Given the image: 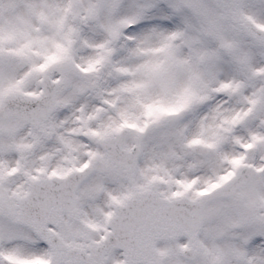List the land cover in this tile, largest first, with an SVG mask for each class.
<instances>
[{"label":"snow or ice","instance_id":"1","mask_svg":"<svg viewBox=\"0 0 264 264\" xmlns=\"http://www.w3.org/2000/svg\"><path fill=\"white\" fill-rule=\"evenodd\" d=\"M0 264H264V0H0Z\"/></svg>","mask_w":264,"mask_h":264}]
</instances>
